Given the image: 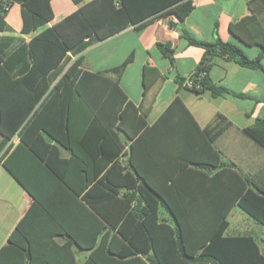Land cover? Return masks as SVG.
Returning <instances> with one entry per match:
<instances>
[{
	"label": "trees",
	"instance_id": "trees-1",
	"mask_svg": "<svg viewBox=\"0 0 264 264\" xmlns=\"http://www.w3.org/2000/svg\"><path fill=\"white\" fill-rule=\"evenodd\" d=\"M14 3L21 7L18 37L2 35L13 31L5 18ZM193 9L191 0H94L49 27L54 17L50 0H0V136L4 144L14 136L19 139L16 146L6 149L2 164L33 198L31 207L0 249V264H264L262 240L251 234L226 233L227 216L234 206L264 226V183L258 176L238 170L236 164L221 160L215 141L231 123L220 114L201 129L182 101L175 98L169 110L178 106L184 111L205 147L202 156L184 154L168 159L167 170L156 174L142 166L143 161L153 159L147 156L144 136L158 128L160 121L143 132L140 124L135 133L128 134L133 141L123 166L112 160L124 149L113 130L122 127L124 112L115 110L112 126H102L103 154L112 146L116 151L105 159L102 189L99 195L95 191L100 203L93 202L94 189L87 187L93 181L92 175H86L84 189L70 187L66 175L49 161V153L57 152L49 142L54 141L76 157V144L80 145L77 134H92V129L83 131L81 126L70 123V99L64 124L60 128L49 124V103L56 100L63 87L71 88L75 100L84 103L93 116L90 98L94 95L84 86L91 84L88 78L96 74L82 70L81 53L128 25L141 30L163 15L183 20ZM250 9V15L230 24V32L241 44L260 48L255 58L249 57L238 43L219 38L206 42L190 33L182 34L189 45L204 50L191 78L199 88H187L189 91L196 95L208 91L213 97H245L211 82L209 61L213 56L264 72V25ZM37 31L29 41L22 37ZM157 48L168 58L173 55L168 44H157ZM113 85L126 107H132L126 95ZM75 104L79 108L80 103ZM243 133L264 148V119L257 118ZM49 176L58 182V187H49ZM186 179L211 186L205 218H190L195 206L186 202L190 198L188 191L180 187ZM78 197L85 202L75 203L84 209V216L69 203ZM159 208L172 219L161 218ZM79 251L88 252L82 261L77 258Z\"/></svg>",
	"mask_w": 264,
	"mask_h": 264
},
{
	"label": "crops",
	"instance_id": "crops-1",
	"mask_svg": "<svg viewBox=\"0 0 264 264\" xmlns=\"http://www.w3.org/2000/svg\"><path fill=\"white\" fill-rule=\"evenodd\" d=\"M92 1L94 0L77 3L73 0H50L54 17L47 26L59 23ZM191 1L194 9L183 20H179L174 15H163L141 30H136L135 25H128L115 35L94 43L81 53L82 70L96 74L95 77L88 78L91 84L84 86L87 92L92 90L94 95L90 98L94 110L93 116L86 111L84 103L75 100L71 88H61L59 96L54 98L56 100L49 103L50 126L60 128L64 124L66 110L69 108L67 100L70 99L72 110L70 123L81 126L83 131L92 129V134H77L80 145L76 144L78 146L76 157L54 141L49 142V146L55 147L57 151L49 153V161L66 175L72 184L70 187L84 189L86 175L88 174L90 178L92 175L93 181H90L87 187L94 189V203L101 201L100 198H96L95 191L97 190L99 195L102 189L100 179L107 170L105 159L116 151L112 146L113 148H108L105 154L102 152L104 135L102 126H112L115 110L119 109V113L124 112L122 127L113 128L124 144V149L116 159L113 157L112 160H117L123 166L128 159L129 144L133 141L128 134L135 133L140 124L143 126L141 129L143 132L159 121L158 128L144 134L147 156L153 159L142 160L143 167H150L152 173L161 174L167 170L168 159L184 154L202 156V149L205 147L202 136L180 107L176 106L169 110L175 98L182 101L201 129L209 126L217 115L224 116L231 125L215 141L221 160L224 163L236 164L238 170L258 176V180L264 183V148L243 133V129L251 126L257 118L264 119L262 117L264 72L240 67L226 57L213 56L209 61L208 76L211 82L227 88L230 92L243 94L244 98L213 97L208 91L196 95L181 84L182 79L188 78L195 72L204 54L202 48L187 43L182 37L184 32L206 42H214L219 38L224 42L238 43L251 58L260 55V48L245 46L232 35L230 24L250 15L252 7L264 25L263 0ZM5 19L13 31L2 35L21 36L19 34L22 28L21 7L18 3L12 5ZM38 32L22 37L25 41H29ZM157 44H168L174 50L171 58L164 56L157 48ZM253 48L257 50L252 54ZM74 59L75 57H72V60ZM261 64L264 67V58L261 59ZM113 84L126 95L127 102L129 101L132 107L127 108L126 102L121 101V94ZM75 103H80L79 108ZM77 109L80 110L77 112L75 111ZM18 142L19 139L14 136L4 144L0 136V249L7 244L10 234L33 203L31 195L2 164L6 149L9 146H16ZM60 159L64 162H60ZM58 185V182L49 176V187H58ZM180 187L188 191L190 198L185 201L195 206V209H191L190 218H205V204L209 203L211 198H208L210 184L186 179L180 182ZM76 200L85 204L82 197L73 198L69 203L76 206L77 214L82 213L84 216V209L75 204L78 203ZM237 209L239 208L234 206L230 210L227 216L228 222L230 216L238 213ZM159 216L172 219L163 208H159ZM238 234L256 236L252 232L239 229H233L228 235ZM262 241L264 243V240ZM87 255V251H79L77 258L82 261Z\"/></svg>",
	"mask_w": 264,
	"mask_h": 264
},
{
	"label": "rangeland",
	"instance_id": "rangeland-1",
	"mask_svg": "<svg viewBox=\"0 0 264 264\" xmlns=\"http://www.w3.org/2000/svg\"><path fill=\"white\" fill-rule=\"evenodd\" d=\"M257 49L253 48L252 54ZM264 117V111L262 112ZM238 119V118H236ZM240 121V120H239ZM236 214L229 217L230 227L227 229V233L230 234L233 229H239L242 231H249L255 234L260 240H264V226L257 223L253 218L248 216L246 213L237 209ZM261 252L264 254V243L260 242Z\"/></svg>",
	"mask_w": 264,
	"mask_h": 264
},
{
	"label": "built area",
	"instance_id": "built-area-1",
	"mask_svg": "<svg viewBox=\"0 0 264 264\" xmlns=\"http://www.w3.org/2000/svg\"><path fill=\"white\" fill-rule=\"evenodd\" d=\"M195 74V72L193 74H191L188 78L185 79V81L182 83V85L185 87V88H188V89H192L194 88V83L192 81V76ZM204 75V74H202ZM196 89H198L199 87L198 86H195Z\"/></svg>",
	"mask_w": 264,
	"mask_h": 264
}]
</instances>
